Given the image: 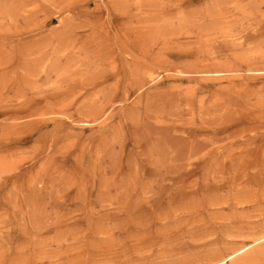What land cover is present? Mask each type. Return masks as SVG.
Listing matches in <instances>:
<instances>
[{
  "label": "clouds",
  "instance_id": "clouds-1",
  "mask_svg": "<svg viewBox=\"0 0 264 264\" xmlns=\"http://www.w3.org/2000/svg\"><path fill=\"white\" fill-rule=\"evenodd\" d=\"M0 113V264H264V0H0Z\"/></svg>",
  "mask_w": 264,
  "mask_h": 264
},
{
  "label": "rangeland",
  "instance_id": "rangeland-1",
  "mask_svg": "<svg viewBox=\"0 0 264 264\" xmlns=\"http://www.w3.org/2000/svg\"><path fill=\"white\" fill-rule=\"evenodd\" d=\"M4 115H5V113H0V119H2ZM49 126H51V125H49ZM29 134H30V133H29ZM22 139H24L23 136L19 137L18 140H17L16 142H19V140H22Z\"/></svg>",
  "mask_w": 264,
  "mask_h": 264
}]
</instances>
